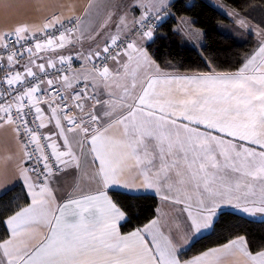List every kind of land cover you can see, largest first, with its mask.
<instances>
[{
    "label": "snow or ice",
    "instance_id": "obj_1",
    "mask_svg": "<svg viewBox=\"0 0 264 264\" xmlns=\"http://www.w3.org/2000/svg\"><path fill=\"white\" fill-rule=\"evenodd\" d=\"M178 4L89 0L0 30V127L17 146L4 162L22 182L0 205V264H264L241 233L189 254L226 209L264 218V4L209 5L224 39L254 37L228 70ZM170 36L200 66L162 63ZM145 196L158 203L139 221Z\"/></svg>",
    "mask_w": 264,
    "mask_h": 264
},
{
    "label": "trees",
    "instance_id": "obj_2",
    "mask_svg": "<svg viewBox=\"0 0 264 264\" xmlns=\"http://www.w3.org/2000/svg\"><path fill=\"white\" fill-rule=\"evenodd\" d=\"M189 3L195 6L184 11L182 14L197 19V26L205 27L208 30V36L204 42L206 45L217 50L215 56L220 70H228L231 63L252 46L254 37H238L235 41L224 39V37L219 34L220 29H218L217 26L219 24L222 26V29H230L231 25L209 7V5H212L209 0H179L177 6L182 7ZM236 3L242 6H256V11L253 12V15L259 17V6L264 4V0H236ZM173 23L174 21H169L168 27H171ZM233 36H235V33H233ZM173 39L175 40L174 43L171 42ZM160 43L161 42L157 41V45L153 47H159ZM164 43L168 46L159 47V52L157 53L162 63L164 60L171 59L172 62L180 65L178 71L181 73L191 71L200 66L198 48H194V46H191L186 41H182L179 36L174 38L170 36L169 40ZM164 53L168 55H164ZM21 195L22 186L19 183L15 184L11 188L0 193V205L7 203L14 196ZM118 198L121 200L128 199L124 196H118ZM131 202L139 206V221H142L145 216L152 214L158 203L154 196L140 197ZM137 223V220H133L131 221V226H135ZM2 231L3 227L0 226V232ZM230 233L245 234L249 243L255 247L264 243V220H253L233 211L224 210L218 216L211 234H204L201 238H198V240L192 244L189 254H194L196 250L203 249L204 247H211L217 241L222 242L223 238Z\"/></svg>",
    "mask_w": 264,
    "mask_h": 264
},
{
    "label": "crops",
    "instance_id": "obj_3",
    "mask_svg": "<svg viewBox=\"0 0 264 264\" xmlns=\"http://www.w3.org/2000/svg\"><path fill=\"white\" fill-rule=\"evenodd\" d=\"M88 2L89 0H0V30L6 29L20 21L39 22L53 9L63 12L66 16L73 12L79 15ZM209 2L211 4L215 3L214 0H209ZM187 43L193 46L192 43ZM16 151L17 146L11 129L8 127H0V193L18 183L22 186V182H14L12 162L9 161L7 165L4 162L5 157L14 156ZM63 179L71 182L72 177L68 176ZM226 210L235 212L232 209ZM249 219L257 221L264 220V218L259 216ZM231 260V257H226L225 264H230Z\"/></svg>",
    "mask_w": 264,
    "mask_h": 264
}]
</instances>
